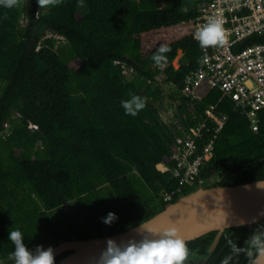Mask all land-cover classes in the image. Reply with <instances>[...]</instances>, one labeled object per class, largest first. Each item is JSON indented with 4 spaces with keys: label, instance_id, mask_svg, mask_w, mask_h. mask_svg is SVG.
Masks as SVG:
<instances>
[{
    "label": "trees",
    "instance_id": "trees-1",
    "mask_svg": "<svg viewBox=\"0 0 264 264\" xmlns=\"http://www.w3.org/2000/svg\"><path fill=\"white\" fill-rule=\"evenodd\" d=\"M201 1L63 0L56 7L34 8L23 0L20 7H0V132L11 123L10 133L0 135V261L14 248L11 230L22 232L29 249H46L60 240L123 231L164 208L160 192L175 187L177 179L171 170L173 132L153 102L163 97L155 76L161 73L181 88L198 64L201 50L190 24ZM55 36L69 42L78 68L59 54ZM257 40H264V33L242 44ZM160 45L171 51L166 66L156 70L150 57ZM179 50L175 68L169 62ZM116 60L134 67L132 78ZM130 92L146 100L134 117L125 115L120 103ZM219 98L217 89L203 86L197 97H182L179 105L189 124L196 121L189 113L199 116L209 103L228 114L199 175L224 185L263 179L264 107L253 130L231 99ZM29 121L37 128L30 129ZM160 162L169 169L160 170ZM198 186L185 184L181 191ZM72 200L88 225L68 227L64 218L50 216V210ZM109 212L117 219L105 224ZM228 229L206 264H220L230 254L229 239L246 248L256 231L247 224ZM206 236L191 242L205 249ZM254 257L241 253L230 264H249Z\"/></svg>",
    "mask_w": 264,
    "mask_h": 264
},
{
    "label": "built area",
    "instance_id": "built-area-1",
    "mask_svg": "<svg viewBox=\"0 0 264 264\" xmlns=\"http://www.w3.org/2000/svg\"><path fill=\"white\" fill-rule=\"evenodd\" d=\"M209 16L221 21L225 43L207 49L200 47L198 64L185 74L181 88L168 82L177 89L174 112L169 117L164 116L165 111L160 113L161 120L173 132L171 159L174 165L171 170L177 179L175 187L160 192L166 203L183 193L181 190L185 184L205 183L199 175L200 170L213 156L217 134L228 119V114L219 111L216 103H209L201 115L189 113V118L196 120L194 124H189L179 108L182 97H197L203 86L217 89L220 92L219 99L228 97L234 110L245 113L253 130L258 129L259 111L264 107V40L242 44L249 36L264 33V0H202L191 19L192 36ZM181 58L182 51L179 50L169 63L177 68ZM115 63L126 76L135 74L134 67L125 60H116ZM154 67L156 70L164 68ZM155 79L160 87L162 81H165L161 73ZM147 81L151 82L152 79ZM10 127L11 123L6 121L0 135H8ZM28 127L35 129L37 125L29 121ZM164 167L165 170L169 169L167 165Z\"/></svg>",
    "mask_w": 264,
    "mask_h": 264
},
{
    "label": "water",
    "instance_id": "water-1",
    "mask_svg": "<svg viewBox=\"0 0 264 264\" xmlns=\"http://www.w3.org/2000/svg\"><path fill=\"white\" fill-rule=\"evenodd\" d=\"M35 8L37 0H31ZM264 221V178L235 185H199L166 203L158 213L123 231L90 238L60 240L52 246L54 257L70 251L55 264H97L107 241L117 244L140 241L145 235L157 238L168 227H175L186 242L209 231L218 230L210 253L226 227ZM253 264H264V255H255Z\"/></svg>",
    "mask_w": 264,
    "mask_h": 264
},
{
    "label": "clouds",
    "instance_id": "clouds-1",
    "mask_svg": "<svg viewBox=\"0 0 264 264\" xmlns=\"http://www.w3.org/2000/svg\"><path fill=\"white\" fill-rule=\"evenodd\" d=\"M63 0H37L38 8L56 7ZM23 0H0V7L12 9L22 6ZM6 18V17H5ZM193 38L201 49L223 45L225 43L224 28L221 21L209 16L207 21L193 33ZM171 51L167 45H160L150 57L153 63L163 68L167 64V53ZM121 107L125 115L136 116L146 106V100L138 95L129 93V99L121 100ZM117 219L109 212L103 219L105 224H111ZM8 239L14 245L8 253L6 261L0 264H54L55 258L51 247L45 249L38 245L35 250L29 249L20 230L9 231ZM231 252L220 264H230L234 256L246 253L248 257L264 255V230H256L246 241L247 247L242 248L232 240L227 241ZM189 248L185 240L180 238L175 227H168L161 231L157 238L145 235L140 241H128L117 244L113 240L107 241L106 249L101 253L97 264H187ZM249 264H253L249 260Z\"/></svg>",
    "mask_w": 264,
    "mask_h": 264
},
{
    "label": "rangeland",
    "instance_id": "rangeland-1",
    "mask_svg": "<svg viewBox=\"0 0 264 264\" xmlns=\"http://www.w3.org/2000/svg\"><path fill=\"white\" fill-rule=\"evenodd\" d=\"M20 21L21 23L25 22L24 19ZM55 41L57 51L59 52V54H61L63 59L66 60L73 69L78 68L81 62L71 51L69 42L62 36H55ZM132 76V74H128L127 78L130 79ZM1 87L2 82L0 81V90ZM171 92L173 94H171ZM175 94H177V92L173 90L171 86H168L166 87V89H164V95L158 102V108L160 109V111H165V117H169V114L174 112L175 97L171 98L170 95L175 96ZM162 167L163 166H160L158 168L160 169ZM49 214L53 219L64 218L68 227H84L88 225L87 217L76 200L66 202L63 205L50 210ZM250 226L256 228L257 230H264V221L254 222Z\"/></svg>",
    "mask_w": 264,
    "mask_h": 264
},
{
    "label": "flooded vegetation",
    "instance_id": "flooded-vegetation-1",
    "mask_svg": "<svg viewBox=\"0 0 264 264\" xmlns=\"http://www.w3.org/2000/svg\"><path fill=\"white\" fill-rule=\"evenodd\" d=\"M215 184V180L213 182H205V186H210V185H213ZM233 227V226H232ZM229 227H226L224 228L220 233H219V237H218V240L213 248V250L208 253L210 247H211V244L212 242L214 241L216 235L218 234V230H212V231H209L203 235H207V239H208V243L205 247V249H201L198 245H195L193 242H191L192 240L196 239H192V240H189L187 241V244H188V248H189V258H188V262L187 264H206L207 261L209 260V257L210 255L213 253L214 249L216 248L217 246V243L219 242V240L221 239L222 235L223 234H226V233H230L231 230L228 229ZM231 228V227H230ZM254 228V227H253ZM256 229V228H254ZM257 230V229H256ZM202 236V235H201ZM200 237V236H198ZM49 248V247H48ZM47 249V248H46ZM68 251H65V252H62L61 254H58L57 256H55V260H59L61 259L65 254H67Z\"/></svg>",
    "mask_w": 264,
    "mask_h": 264
},
{
    "label": "crops",
    "instance_id": "crops-1",
    "mask_svg": "<svg viewBox=\"0 0 264 264\" xmlns=\"http://www.w3.org/2000/svg\"><path fill=\"white\" fill-rule=\"evenodd\" d=\"M200 3V2H199ZM198 3V4H199ZM197 4V5H198ZM168 86H171L172 88H173V90H175L176 92H177V89H176V87H174L173 85H171V84H169L168 83V81H162V84H161V89H162V95H164V89H166V87H168ZM171 94H173L172 92H171ZM175 95H177V94H175ZM171 96V95H170ZM173 97H175V96H173ZM162 98V97H161ZM161 98H159V99H153V102L155 103V105L158 107V102H159V100L161 99ZM158 110H159V113H161V111H160V109L158 108ZM158 164H160L161 166H163L162 168H160V170H162V171H164L165 170V167H164V163H162V162H160V163H158ZM157 164V165H158ZM164 169V170H163Z\"/></svg>",
    "mask_w": 264,
    "mask_h": 264
},
{
    "label": "bare ground",
    "instance_id": "bare-ground-1",
    "mask_svg": "<svg viewBox=\"0 0 264 264\" xmlns=\"http://www.w3.org/2000/svg\"><path fill=\"white\" fill-rule=\"evenodd\" d=\"M161 165L160 164H158V167H160Z\"/></svg>",
    "mask_w": 264,
    "mask_h": 264
}]
</instances>
